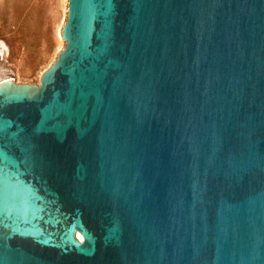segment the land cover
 Segmentation results:
<instances>
[{
	"label": "water",
	"instance_id": "obj_1",
	"mask_svg": "<svg viewBox=\"0 0 264 264\" xmlns=\"http://www.w3.org/2000/svg\"><path fill=\"white\" fill-rule=\"evenodd\" d=\"M62 37L0 82V264H264V0H69Z\"/></svg>",
	"mask_w": 264,
	"mask_h": 264
},
{
	"label": "rangeland",
	"instance_id": "obj_2",
	"mask_svg": "<svg viewBox=\"0 0 264 264\" xmlns=\"http://www.w3.org/2000/svg\"><path fill=\"white\" fill-rule=\"evenodd\" d=\"M69 0H0V82L41 85L66 47Z\"/></svg>",
	"mask_w": 264,
	"mask_h": 264
},
{
	"label": "bare ground",
	"instance_id": "obj_3",
	"mask_svg": "<svg viewBox=\"0 0 264 264\" xmlns=\"http://www.w3.org/2000/svg\"><path fill=\"white\" fill-rule=\"evenodd\" d=\"M79 237L82 239L81 235H79Z\"/></svg>",
	"mask_w": 264,
	"mask_h": 264
}]
</instances>
